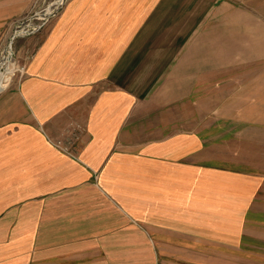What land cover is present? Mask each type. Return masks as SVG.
I'll list each match as a JSON object with an SVG mask.
<instances>
[{
	"label": "crops",
	"instance_id": "obj_1",
	"mask_svg": "<svg viewBox=\"0 0 264 264\" xmlns=\"http://www.w3.org/2000/svg\"><path fill=\"white\" fill-rule=\"evenodd\" d=\"M31 1L0 0V35ZM211 6L68 0L39 33L0 94V264H205L173 242L215 231L221 190L197 182L191 202L190 167L173 160L198 138L155 136L142 119L153 83L201 79L191 51L208 48L195 39ZM71 117L86 126L79 159L58 138Z\"/></svg>",
	"mask_w": 264,
	"mask_h": 264
},
{
	"label": "rangeland",
	"instance_id": "obj_2",
	"mask_svg": "<svg viewBox=\"0 0 264 264\" xmlns=\"http://www.w3.org/2000/svg\"><path fill=\"white\" fill-rule=\"evenodd\" d=\"M67 1L32 0L28 11L7 24L0 35V94L19 83L39 33ZM212 3L214 13H207L206 30L199 34L204 37L195 40L213 49L191 51L201 79L153 83L158 95L145 106L142 123L158 125L153 135L186 136L194 143L198 138L188 155L173 160L190 167L191 202L197 182L221 190L220 204L211 211L221 227L213 232L206 226L198 241L179 235L173 250L183 251L189 263L198 256L205 264H264V0ZM82 123L73 119L58 137L77 158L86 132Z\"/></svg>",
	"mask_w": 264,
	"mask_h": 264
},
{
	"label": "bare ground",
	"instance_id": "obj_3",
	"mask_svg": "<svg viewBox=\"0 0 264 264\" xmlns=\"http://www.w3.org/2000/svg\"><path fill=\"white\" fill-rule=\"evenodd\" d=\"M2 85H4V84H2Z\"/></svg>",
	"mask_w": 264,
	"mask_h": 264
}]
</instances>
